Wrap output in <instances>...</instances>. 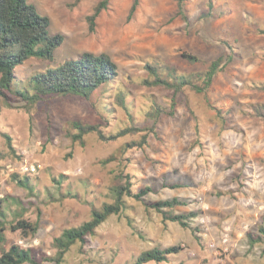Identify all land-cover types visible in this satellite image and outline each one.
I'll return each mask as SVG.
<instances>
[{
  "label": "rangeland",
  "instance_id": "rangeland-1",
  "mask_svg": "<svg viewBox=\"0 0 264 264\" xmlns=\"http://www.w3.org/2000/svg\"><path fill=\"white\" fill-rule=\"evenodd\" d=\"M28 1L49 17V33H62L63 41L51 59L32 58L15 68L10 97L30 89L28 78L35 72L76 59L85 51L108 53L130 90L127 101L135 104L132 119L144 127L151 120L143 110L138 112L139 106L148 107V98L154 97L168 108L171 97L163 88L131 82L146 76L147 60L189 73L205 65L188 63L180 56L183 51L206 61L231 50L235 54L217 75L207 98L189 89L178 93L175 114L161 116L155 131L147 133L146 143L126 151V143L141 140V132L111 141L91 133L84 145L72 143L68 135L74 131L73 120L100 123L106 134L131 123L122 108H113L114 84L93 94L95 108L75 97L30 106L13 101L10 107L0 98V194L9 196L0 210V221L6 222V248L17 243L36 253L54 254L53 238L63 228L88 219L92 205L110 201L108 186L122 172L129 174L134 192L152 187L145 201L176 197L184 202L175 207L176 213L197 211L198 216L183 228L163 222L142 201L125 197L126 208L120 215L109 217L84 245L74 244L63 264H133L142 250L173 244L181 246L180 252L159 264H264V239L250 247L246 237L264 216V122L237 110L264 102V93L250 86L264 81V33L259 32L264 28V0H184L186 19L177 15L175 0H140L129 21L131 0H110L93 32L86 16L97 0ZM209 4L217 15L204 19L201 15ZM217 109L226 116L224 126ZM111 156L115 159L103 162ZM31 165L35 172L25 170ZM12 173L29 176L33 193L13 181ZM61 175L60 192L69 188L78 197L60 195L53 179ZM175 183L180 186L170 187ZM24 208L27 218L39 219L32 239L11 231L7 223Z\"/></svg>",
  "mask_w": 264,
  "mask_h": 264
},
{
  "label": "trees",
  "instance_id": "trees-1",
  "mask_svg": "<svg viewBox=\"0 0 264 264\" xmlns=\"http://www.w3.org/2000/svg\"><path fill=\"white\" fill-rule=\"evenodd\" d=\"M79 1L75 0L74 2L78 3ZM175 1L177 15L186 19L184 0ZM109 4L110 0H97L91 12L86 16L89 31L93 32L95 30L97 18L103 10L108 8ZM139 4L140 0H131L126 21L132 18ZM214 15L217 14L213 12L212 5L209 4L208 9L203 12L201 17L205 19ZM49 24V17L40 14L28 0H0V98L6 106L10 107L13 101L23 102L26 106H30L53 98L75 97L86 101L91 108H95L92 101L93 94L96 91H100L102 87L114 84L113 95H111L113 108L116 109V106L122 108L131 119V123L121 127L115 133L106 134L103 132L100 123L73 120L71 127L74 131L69 132L68 135L72 143L80 145L85 144V138L91 133H95L100 140L111 141L126 134L141 132V140L126 143L123 151L135 145L141 147L147 141V133L155 131L156 124L161 116H173L175 114L176 95L178 93L189 89L195 94L203 95L207 98V93L215 82L217 75L232 62L235 54L231 50L206 61L196 54L183 51L180 56L188 63H203L205 65L202 69L189 73H179L174 66L159 62L156 59L147 60L143 67L146 76L135 78L131 82H138L147 87L163 88L171 92V97L168 108L158 103L154 97L148 98V107L139 106L138 112L143 110L142 113L146 115L147 121L151 120V124L142 127L137 126L132 119L130 111L135 107V104L132 101H127V96L131 95L130 90L124 79L119 78V66L108 53L82 52L76 59H69L54 68L31 74L28 78L30 89L18 90L13 97L8 95L7 92L11 89L14 70L17 66L32 58L39 60L51 59L55 50L62 43L63 34L49 33ZM259 32L264 33V28H259ZM262 56L264 57V53ZM250 86L264 93V81L252 82ZM237 110L245 117L264 122V102L248 103L244 108L239 107ZM215 114L221 125L224 126L226 116L220 109H217ZM197 125L196 129L198 130ZM5 138L9 149L14 152L15 149L10 143V137L5 135ZM113 159L115 157L111 156L103 160V162L112 161ZM11 178L18 185L27 189L28 193H33V185L29 176L20 177L18 173H12ZM62 179V175L60 178L53 179L58 184L60 195L78 197V193L73 192L69 188L63 193L60 192ZM177 186L180 185L176 183L170 184V187ZM108 189L110 201H103L99 206L92 205L88 219L78 225L63 228L53 238L52 245L55 248V252L52 255L44 252L36 253L33 248L22 247L17 243H12L6 248V238L4 236L6 222L0 221V264H40L42 261H48L51 264H63L66 254L74 244L84 245L87 238L94 235L96 229L103 222L112 215H120L126 208L125 197H132L142 201L146 209H152L158 213L163 222H175L183 228H189V220L198 216L197 211L176 213L174 211L175 207L184 204L182 200L176 197L145 201L144 196L153 190L152 187L145 186L140 191L134 192L131 178L127 173L123 174L120 172L115 174L113 183L108 186ZM8 199V195L3 198L0 197V210L2 202ZM7 223L11 231H20L24 238H34L39 229V219L32 221L27 218L26 208L16 213L13 219L7 221ZM141 237L143 236L141 235ZM246 237L250 247L264 239V216L262 221L259 222L256 231H247ZM180 250L181 246L179 244L163 248L153 246L138 253L133 264H145L148 262L159 264L168 261L170 256L178 254Z\"/></svg>",
  "mask_w": 264,
  "mask_h": 264
},
{
  "label": "built area",
  "instance_id": "built-area-1",
  "mask_svg": "<svg viewBox=\"0 0 264 264\" xmlns=\"http://www.w3.org/2000/svg\"><path fill=\"white\" fill-rule=\"evenodd\" d=\"M36 166L31 165L29 167H26L25 170H27L28 172H35L36 171ZM0 197H2V195L0 194Z\"/></svg>",
  "mask_w": 264,
  "mask_h": 264
}]
</instances>
